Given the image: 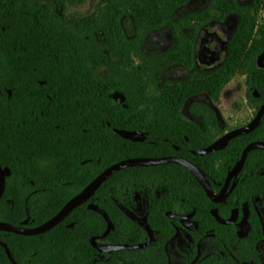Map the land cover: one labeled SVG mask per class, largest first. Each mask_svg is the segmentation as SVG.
I'll return each instance as SVG.
<instances>
[{"label":"trees","instance_id":"16d2710c","mask_svg":"<svg viewBox=\"0 0 264 264\" xmlns=\"http://www.w3.org/2000/svg\"><path fill=\"white\" fill-rule=\"evenodd\" d=\"M48 2L0 0V166L9 170L0 198L1 221L24 227L42 224L102 170L126 158H187L217 192L245 146L264 141L263 114L251 132L233 137L217 151L195 154L222 132L205 102L187 106L204 94L218 101L238 74L245 76L247 103L254 114L264 105V67L258 65L264 20L257 23L264 0H217L213 7L175 18L189 0H100L96 14L75 23L55 16ZM229 15L239 21L223 60L215 68L197 69L198 33L211 20ZM125 17L133 21L134 35L126 33ZM168 26L176 46L148 55L142 47L144 35ZM186 29L192 36L184 34ZM104 62L113 71L108 79L96 72ZM174 64L193 73L163 78L162 71ZM186 106L204 125L184 114ZM207 122L212 129L205 127ZM120 130L141 131L145 137L134 141ZM91 202L112 220L105 237L107 222L89 207ZM257 205L264 206L263 148L248 153L234 187L219 203L208 198L181 164L131 166L111 174L50 230L36 235L0 230V240L17 264H169L167 245L183 229L169 215L173 213L189 215L193 222L191 229H184L191 241L185 264H231L198 255L202 239L215 241L226 255L236 243L242 264H260L256 244L263 230ZM213 208L223 218L246 209L248 232L242 236L237 223L218 222ZM145 226L155 239L140 249L100 252L90 242L92 236L110 243L143 242L148 238ZM0 264H12L2 245Z\"/></svg>","mask_w":264,"mask_h":264},{"label":"water","instance_id":"95a60500","mask_svg":"<svg viewBox=\"0 0 264 264\" xmlns=\"http://www.w3.org/2000/svg\"><path fill=\"white\" fill-rule=\"evenodd\" d=\"M225 47L220 43L218 35L211 33L207 34L205 37H202L197 44L196 48V56L202 64H212L216 62L221 53L224 51ZM264 114V105L261 106L254 117L246 124L229 130L220 136H218L214 141H212L209 145L195 150L194 153L198 155H204L206 153L217 151L223 148L230 139L236 137L238 135L246 134L254 130L260 123L261 117ZM122 136L129 138L134 141H141L144 139L145 135L141 131H131V130H120L119 131ZM256 148L264 149V141L263 140H255L248 143L243 149L241 156L235 162L233 167L227 172L223 185L220 190L214 194L213 189L210 187L208 180L205 177L204 172L191 160L179 156L174 155H166V156H157V157H134V158H126L120 161H117L104 170H102L93 180H91L82 190L76 193L72 198H70L61 208L58 210L52 217L43 222L40 225L34 227H24L15 224H11L6 221L0 220V230L14 232L21 235H36L39 233H43L45 231L50 230L57 224H59L74 208L84 203L86 200L90 198V196L96 191V189L114 172L131 166H152L163 163H178L185 166L191 174L196 178L199 184L204 189L208 198L212 200L214 203L221 202L227 195L229 190L235 184V178L243 168L245 163V159L248 153ZM9 174V170L6 168H2L0 166V198L3 195L6 176ZM231 185V187H230ZM89 207L97 212H99L107 222V227L105 232L102 234V237H105L111 231L113 224L108 213L97 203L91 202ZM212 214L216 218V220L222 224H232L236 222L238 212L235 210L232 212L229 218H222L217 208L212 209ZM170 216L175 217L177 219H181L183 216L176 215L173 213H169ZM148 231V238L143 242L138 243H110L103 242L99 240V236H92L90 238V242L94 248H96L100 252H108L111 250H136L143 248L145 246H149L155 239L154 232L148 227L145 226ZM0 245H2L6 251V254L12 264H17L13 259L10 250L8 249L7 244L4 241L0 240Z\"/></svg>","mask_w":264,"mask_h":264},{"label":"rangeland","instance_id":"374dc122","mask_svg":"<svg viewBox=\"0 0 264 264\" xmlns=\"http://www.w3.org/2000/svg\"><path fill=\"white\" fill-rule=\"evenodd\" d=\"M208 2L209 0H189L186 5L180 7L176 11L173 18L182 16L190 11H199ZM99 3L100 0H84L81 3H71L67 0H49L48 6L50 7V11L52 10L55 16L64 18L66 21L71 20L72 23H75L81 22L83 19H86V17L93 15L94 13L96 14ZM227 23V21L222 24L215 23L217 26H214V23H212V25L208 24L200 31L202 33L204 30H216L222 37L226 38L233 30V28H231L232 26L227 25ZM123 25L129 36L134 35L135 28L130 17H125L123 19ZM185 31L189 32L190 29H186ZM142 45L144 51L147 52L148 55L158 54L174 48L176 46V42L172 33V28L168 26L159 31L146 33L143 37ZM109 56L112 57L110 54ZM96 72L100 78L108 79L112 75L113 71L109 65L104 62L100 67H97ZM191 73H193V70H187L180 64H174L168 66L162 71V77L174 80L187 76ZM246 89L245 78L240 74L234 77L225 86L218 101H213L204 94L190 99L187 106L196 100L205 102L209 105L215 112L218 130L223 134L229 130L239 127L240 125L248 123L253 118L254 109L248 106ZM114 96L118 101L122 100V96L120 94L116 93ZM187 106L183 109L184 114L188 118L194 119L204 125L201 117L190 111ZM206 125L207 126L205 127H208L209 129L213 128L210 122H207ZM262 217L264 219V212H262ZM180 221L187 224V226H191L192 223L188 217L181 218ZM188 244L189 237L186 234V231L182 229L177 230L175 236L168 244L170 254L169 264L184 263V256L186 254ZM259 247L260 256L264 262V240L260 243ZM214 248L215 246L210 241L203 240L201 242L200 252L203 254H209L212 250H214Z\"/></svg>","mask_w":264,"mask_h":264},{"label":"flooded vegetation","instance_id":"af4514ba","mask_svg":"<svg viewBox=\"0 0 264 264\" xmlns=\"http://www.w3.org/2000/svg\"><path fill=\"white\" fill-rule=\"evenodd\" d=\"M217 0H209V2L201 9V10H203L204 8H207V7H213V5L215 4V2H216ZM240 4H247V3H249L251 0H246V1H242V0H237ZM233 20V21H232ZM264 20V10L262 11V12H260L259 14H258V21H257V23L259 24V23H261L262 21ZM228 22L227 23V25H229V26H232L231 28H233V30H232V32L226 37V38H224V37H222L219 33H217V31L216 30H210V31H208V30H204L202 33L200 32V33H198V37H197V40H196V45H195V51H194V56H195V60H196V65H197V69H199V68H202V69H204V68H215L218 64H219V62L220 61H222L223 60V58H224V55H225V53H226V50H227V47H228V41H229V39H230V37H231V35L233 34V32H234V29H235V27H236V25H237V23H238V21H239V19H238V16L237 15H229V16H227L226 18H225V20H223V21H220V20H211L209 23H207L206 25H208V24H210V25H212V23H219V24H222L223 22ZM205 25V26H206ZM205 26H203L202 28H204ZM214 26H217L216 24L214 25ZM257 27H258V25H256V29H257ZM211 33H214V34H216V35H218V37H219V40H220V43L225 47V49H224V51L221 53V55H220V57H219V59L216 61V62H214V63H212V64H202L200 61H199V59L197 58V56H196V48H197V44H198V41L202 38V37H205L207 34H211ZM184 34H186L188 37H190V36H192V33H191V31H189V32H187V31H184ZM176 42V41H175ZM258 65L259 66H262V67H264V51L259 55V57H258ZM184 67V66H183ZM185 68V67H184ZM187 69V68H186ZM187 70H189V69H187ZM238 75H240V74H238ZM242 75V74H241ZM237 76V75H236ZM236 76H234V77H236ZM244 76V75H243ZM233 77V78H234ZM232 78V79H233ZM244 78H245V76H244ZM247 87V86H246ZM247 90V89H246ZM247 99V98H246ZM260 108V107H259ZM258 108V109H259ZM257 109V110H258ZM257 110H256V112H257ZM256 114V113H255ZM254 114V115H255ZM254 117V116H253ZM224 182V181H223ZM223 185V184H222ZM222 185H221V187H222ZM235 185V184H234ZM220 187V188H221ZM230 187H231V185H230ZM234 187V186H233ZM232 187V188H233ZM220 190V189H219ZM218 192V191H217ZM217 192H214V194H216ZM229 192H230V190H229ZM228 192V193H229ZM256 200H257V203L258 204H260V202H261V200L259 199V198H256ZM256 208H257V210H258V213H259V215H260V218H261V222H262V230H263V237H262V239H260L258 242H257V244H256V249L258 250V252H259V255H258V259H259V262H260V264H264V262H263V260H262V258H261V256H260V243L264 240V219H263V217H262V212H264V206H259V205H257L256 206ZM244 210V209H243ZM246 210V209H245ZM245 210L242 212V214L241 215H239V212H238V216H237V219H236V222L235 223H237V225L239 226V234L240 235H245L247 232H248V222H247V215L245 214ZM233 211H235V210H233ZM232 211V212H233ZM232 212H231V214H232ZM230 214V215H231ZM185 217H188L189 218V215H183V217L182 218H185ZM230 217V216H229ZM228 217V218H229ZM223 218V217H222ZM190 219V218H189ZM226 219V218H225ZM180 220V219H179ZM182 223V226H183V229L182 230H184V229H186V230H188V229H191V227L193 226V222L191 223V226L189 225V226H187V224H185V223H183V222H181ZM190 224V223H189ZM232 224H234V223H232ZM187 234V233H186ZM188 235V234H187ZM188 237H189V235H188ZM203 240H205V241H210L214 246H215V248H214V250H212L209 254L208 253H205V254H203L202 252H200V246H201V242L203 241ZM170 242V241H169ZM190 237H189V244H188V248H187V250H186V254H185V256H184V263H186L185 262V258L188 256V254H189V252L191 251V244H190ZM169 244V243H168ZM167 248H168V245H167ZM198 255H204L205 257H207L208 259H213V258H216V259H223L224 260V262L225 263H231V264H240L241 263V261H240V258H239V252H238V245L236 244V243H232L231 244V248L230 249H228V255H226V254H224L223 253V251H221V250H219V248H218V244H216L215 243V241L213 242V241H211V240H207V239H202L199 243H198ZM168 252H169V250H168ZM169 262H170V254H169ZM183 263V264H184ZM254 264L255 263V260H251L250 261V264ZM242 264V263H241ZM243 264H245V263H243Z\"/></svg>","mask_w":264,"mask_h":264}]
</instances>
